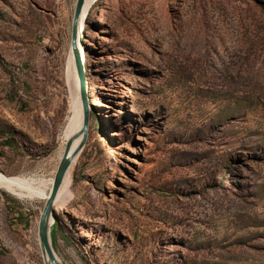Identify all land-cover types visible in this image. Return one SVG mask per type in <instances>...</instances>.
Instances as JSON below:
<instances>
[{
    "label": "rangeland",
    "instance_id": "1",
    "mask_svg": "<svg viewBox=\"0 0 264 264\" xmlns=\"http://www.w3.org/2000/svg\"><path fill=\"white\" fill-rule=\"evenodd\" d=\"M74 3L0 0L2 175L56 170ZM83 22L60 263L264 264V0H95ZM43 204L0 188V264H45Z\"/></svg>",
    "mask_w": 264,
    "mask_h": 264
},
{
    "label": "bare ground",
    "instance_id": "2",
    "mask_svg": "<svg viewBox=\"0 0 264 264\" xmlns=\"http://www.w3.org/2000/svg\"><path fill=\"white\" fill-rule=\"evenodd\" d=\"M94 1L95 0H84V4L80 14L79 30L83 27V23H84L83 19L89 7ZM79 36H80V31H79ZM78 49L80 51L81 57L83 58L82 45L80 44V42L78 43ZM67 79L70 88V92H69L70 96L68 100V108L65 117V123L60 133L61 145L57 150L59 159L63 153L64 145L69 138L71 137L73 138L72 148L75 147L80 140V136H77V133L81 126L82 113H81V105H80V98L78 92L79 91L78 81L76 78L71 49L69 52V58L67 63ZM82 149L83 148L81 147L80 150L72 157L71 162L62 178V181L53 199V211H59L65 208L69 203V201L73 197H76L77 193L81 194V192L78 190L80 188H78L76 191L72 187V183L74 181L72 180V168L77 164V162H79L80 160L79 156L82 153ZM54 173L55 170H53L51 174H46V175L44 173L32 174V175L21 174L17 176H5L0 174V188L4 189L8 193L20 199H24L27 201L44 199L45 201L52 186ZM80 185L82 188L86 187L84 184H80ZM52 223H53V219H50L49 226ZM53 252L56 258L59 260L54 250Z\"/></svg>",
    "mask_w": 264,
    "mask_h": 264
},
{
    "label": "water",
    "instance_id": "3",
    "mask_svg": "<svg viewBox=\"0 0 264 264\" xmlns=\"http://www.w3.org/2000/svg\"><path fill=\"white\" fill-rule=\"evenodd\" d=\"M83 4H84V0H75L73 13L71 17V28H70V49L72 52L76 78L78 81V89H79L78 92H79L81 113H82L81 126L77 133V136H80V140L78 144L73 148H72L73 138L71 137L66 141L64 145L63 153L59 159L58 165L54 173V178L50 192L44 201L42 210L38 218L37 235H38L41 254L45 264H61L53 252V248L51 246V241H50L49 224H50V219H53L52 217L53 199L62 181V178L71 162L72 157L80 150V148L84 145L86 141L89 121H90V105L88 102V95H87L85 67H84V61L78 49V43L79 42L81 43V39L79 36V31L81 32V30H79V21H80V14Z\"/></svg>",
    "mask_w": 264,
    "mask_h": 264
},
{
    "label": "trees",
    "instance_id": "4",
    "mask_svg": "<svg viewBox=\"0 0 264 264\" xmlns=\"http://www.w3.org/2000/svg\"><path fill=\"white\" fill-rule=\"evenodd\" d=\"M53 229H54V225H53V227H52V229H51V232H52Z\"/></svg>",
    "mask_w": 264,
    "mask_h": 264
}]
</instances>
